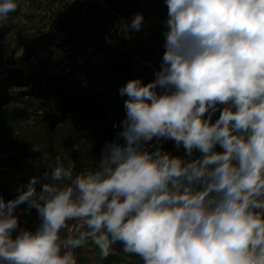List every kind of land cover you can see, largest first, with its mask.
I'll list each match as a JSON object with an SVG mask.
<instances>
[{
	"label": "clouds",
	"instance_id": "9594fccd",
	"mask_svg": "<svg viewBox=\"0 0 264 264\" xmlns=\"http://www.w3.org/2000/svg\"><path fill=\"white\" fill-rule=\"evenodd\" d=\"M166 5L160 68L120 88L122 130L98 165L57 158L0 196V264H77L89 240L102 259L122 242L142 264H264V0ZM19 7L0 0V26ZM143 24L137 13L126 27ZM21 204L38 211L35 231L20 228Z\"/></svg>",
	"mask_w": 264,
	"mask_h": 264
},
{
	"label": "rangeland",
	"instance_id": "374dc122",
	"mask_svg": "<svg viewBox=\"0 0 264 264\" xmlns=\"http://www.w3.org/2000/svg\"><path fill=\"white\" fill-rule=\"evenodd\" d=\"M19 4L0 26V196L5 201L15 199L33 176L50 172L48 163L57 158L65 166L74 162L76 172L98 165L105 144L122 130L128 97L119 94L120 88L137 78L145 85L154 80L134 55L164 21L155 11L168 9L166 0ZM137 13L144 24L138 32L129 31L126 26ZM57 77L70 86L69 100L50 107L37 97ZM161 143L172 156L185 155L182 145L177 148L163 138ZM36 187L39 191L40 185ZM26 209L21 204L14 214L20 228L34 231L41 220L35 208L30 213ZM74 254L79 255L77 264L142 263L122 250L102 259L92 241Z\"/></svg>",
	"mask_w": 264,
	"mask_h": 264
},
{
	"label": "crops",
	"instance_id": "0c3cea01",
	"mask_svg": "<svg viewBox=\"0 0 264 264\" xmlns=\"http://www.w3.org/2000/svg\"><path fill=\"white\" fill-rule=\"evenodd\" d=\"M155 14L158 17H164V21H165L167 19V16H168V9H161V10L157 9L155 11ZM164 21L163 20L161 21L162 23L160 25H158V29L153 32V34L151 35L150 38L147 39V42H144L143 44H141L140 52L137 53L136 55H134L135 57H137V56L139 57V59L142 63L140 65H144L147 68L145 70L146 74L150 75L153 79L155 78V76H154L155 71L159 70V68H160V65L162 63V58H163L164 52L166 50L164 47L165 37L163 34L166 31V28L164 26ZM141 69H142V67H141ZM143 69H144V67H143ZM219 114L220 113L217 112L213 116V120L218 118ZM216 150L221 151L222 149H220V147L217 146ZM35 211H36V213L38 212L36 209H35ZM29 229H30V227H29ZM62 233L67 235L66 230L62 231ZM89 241L91 243V240H89ZM83 251H84V248H83ZM77 257H78V259H77V263H78V260L80 261L79 255L78 256L76 255V258ZM94 258H95V255H94Z\"/></svg>",
	"mask_w": 264,
	"mask_h": 264
},
{
	"label": "trees",
	"instance_id": "16d2710c",
	"mask_svg": "<svg viewBox=\"0 0 264 264\" xmlns=\"http://www.w3.org/2000/svg\"><path fill=\"white\" fill-rule=\"evenodd\" d=\"M69 88L70 86H64L63 78H53L46 83L45 88L37 98L45 101L50 107L53 105L57 106V104H63L69 100ZM108 141H111V139ZM113 248L115 252L121 251L123 248L122 242H117Z\"/></svg>",
	"mask_w": 264,
	"mask_h": 264
},
{
	"label": "water",
	"instance_id": "95a60500",
	"mask_svg": "<svg viewBox=\"0 0 264 264\" xmlns=\"http://www.w3.org/2000/svg\"><path fill=\"white\" fill-rule=\"evenodd\" d=\"M194 152H196V154L201 155V153L198 150H194Z\"/></svg>",
	"mask_w": 264,
	"mask_h": 264
}]
</instances>
